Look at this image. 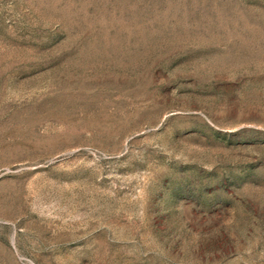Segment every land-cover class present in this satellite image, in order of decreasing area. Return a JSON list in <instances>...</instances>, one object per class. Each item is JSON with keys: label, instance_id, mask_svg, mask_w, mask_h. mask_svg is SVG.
Wrapping results in <instances>:
<instances>
[{"label": "rangeland", "instance_id": "obj_1", "mask_svg": "<svg viewBox=\"0 0 264 264\" xmlns=\"http://www.w3.org/2000/svg\"><path fill=\"white\" fill-rule=\"evenodd\" d=\"M0 264H264V0H0Z\"/></svg>", "mask_w": 264, "mask_h": 264}]
</instances>
